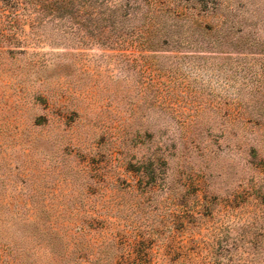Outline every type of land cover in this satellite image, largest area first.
I'll use <instances>...</instances> for the list:
<instances>
[{
    "label": "rangeland",
    "instance_id": "1",
    "mask_svg": "<svg viewBox=\"0 0 264 264\" xmlns=\"http://www.w3.org/2000/svg\"><path fill=\"white\" fill-rule=\"evenodd\" d=\"M0 0V264H264V0Z\"/></svg>",
    "mask_w": 264,
    "mask_h": 264
},
{
    "label": "trees",
    "instance_id": "2",
    "mask_svg": "<svg viewBox=\"0 0 264 264\" xmlns=\"http://www.w3.org/2000/svg\"><path fill=\"white\" fill-rule=\"evenodd\" d=\"M115 0H91L87 3L74 6V15L94 19L95 21H105L109 23V28L115 30L117 21L123 17L122 7H119Z\"/></svg>",
    "mask_w": 264,
    "mask_h": 264
}]
</instances>
